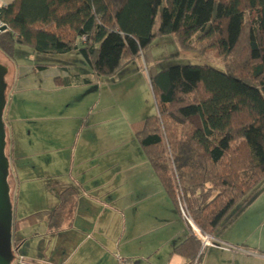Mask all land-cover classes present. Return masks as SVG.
Wrapping results in <instances>:
<instances>
[{
    "label": "trees",
    "instance_id": "obj_1",
    "mask_svg": "<svg viewBox=\"0 0 264 264\" xmlns=\"http://www.w3.org/2000/svg\"><path fill=\"white\" fill-rule=\"evenodd\" d=\"M0 18L9 27L0 49L10 57L17 45L47 54L78 51L98 78L145 60L157 112L135 124V134L177 211L183 216L182 205L201 233L214 236L264 179V0H13ZM165 34L175 35L181 49L216 48L225 70L194 64L158 70L148 52ZM90 81L55 78L62 86ZM76 199L77 191L66 188L54 210L14 220L13 235L22 221L47 220L58 229ZM188 226L173 253L196 264L203 246ZM21 242L14 236L13 248Z\"/></svg>",
    "mask_w": 264,
    "mask_h": 264
},
{
    "label": "crops",
    "instance_id": "obj_2",
    "mask_svg": "<svg viewBox=\"0 0 264 264\" xmlns=\"http://www.w3.org/2000/svg\"><path fill=\"white\" fill-rule=\"evenodd\" d=\"M3 1L7 4L13 2ZM139 61L143 65L138 63L137 67H133L135 73L126 71ZM143 66L146 69L145 60L138 58L114 77L119 84L113 95L117 105L103 119H100L102 113H99L91 125L83 124V128L89 131L103 132L106 141L102 142L106 145L98 151L102 142L88 135L83 140L87 150L81 151L79 159H72L71 168L67 169V160L54 154L45 159L43 153H22L13 140L9 158L16 162H13L12 173L25 187L23 206L18 202L20 198L13 200L14 220L39 211L54 210L59 205L63 190L72 187L77 191L76 202L58 229H50L47 220L38 223L22 221L16 227L14 236L22 239L16 250L21 251L23 264H132L127 259L122 262L120 255L116 258V249L120 250V241L127 240L134 224V218L129 217L130 212L144 207H150L154 212L151 214L146 210L144 213L150 215L147 219L144 217L145 249L139 253L124 251L123 255L138 258L137 264L189 263L184 256L173 253L174 248L189 235L188 222L177 211L135 134L134 125L147 116H144L143 109L130 106L123 94L137 74L144 70ZM89 68L91 76L66 68L67 74L61 77L78 75L90 78V82H74L68 86L54 82L55 87L67 90L64 91L66 93H80V88L91 85L96 77L90 65ZM149 85L152 90L150 80ZM81 101L85 99L81 98ZM27 202L28 207L34 210L17 215ZM172 206L186 223L185 233L165 210ZM159 219H162L161 222ZM110 244L115 251L113 254Z\"/></svg>",
    "mask_w": 264,
    "mask_h": 264
},
{
    "label": "rangeland",
    "instance_id": "obj_3",
    "mask_svg": "<svg viewBox=\"0 0 264 264\" xmlns=\"http://www.w3.org/2000/svg\"><path fill=\"white\" fill-rule=\"evenodd\" d=\"M148 53L158 70L185 64L210 65L221 71L225 70L224 59L216 48L207 52L181 49L173 34L157 36ZM39 63L51 65L45 70L35 71V66ZM138 63L141 64L140 61L135 62L126 71H134ZM0 64L8 68L5 76L7 106L4 111L8 156L14 140L17 150L22 153H43L46 155L45 159L54 154L55 157L67 160L69 169L72 159H79L81 151L87 150V147H84V138L89 135L100 142L106 141L103 132H97L95 129L89 131L88 128H83V124L91 125L99 113H102L100 119H103L113 106L117 105L113 95L117 92L119 84L114 77L98 79L94 76L93 83L80 88L79 94L66 93L64 91L67 90L55 87V77L67 74L66 68L79 71L84 76H91L87 62L76 51L47 54L36 52L26 45H17L14 57L6 55L0 49ZM142 68L144 70L137 74L132 85L126 87L123 94L127 103L143 109L146 117L155 114L157 107L147 70L144 66ZM81 98L85 101L82 102ZM104 145L106 144L103 142L98 145V151ZM10 158L9 181L12 198H20L18 202L23 206L25 187L20 179L18 181L14 178L12 170L13 162L16 161ZM33 210L28 207L27 202L17 215ZM146 210L154 213L150 207L130 212L129 217L134 218V224L127 240L120 241L121 251L116 249V258L120 255L122 262L127 259L128 263L137 264L139 259L124 256V251L139 253L141 249H145L144 217L147 219L150 216L144 214ZM165 210L174 219L177 227L185 233L186 223L175 208L172 206L168 210L166 207ZM161 220L159 219L160 222ZM211 237L214 238L211 240L213 245L202 247L199 255L201 258L199 257L197 264H264V179L238 203ZM218 237H221L220 240ZM109 246L113 254L115 251L111 244ZM20 253L21 251H15L11 264H23L18 259Z\"/></svg>",
    "mask_w": 264,
    "mask_h": 264
},
{
    "label": "water",
    "instance_id": "obj_4",
    "mask_svg": "<svg viewBox=\"0 0 264 264\" xmlns=\"http://www.w3.org/2000/svg\"><path fill=\"white\" fill-rule=\"evenodd\" d=\"M5 27L6 25H3L0 29ZM7 72L8 68L0 64V264H11L14 259V205L9 183L11 162L6 153L7 130L4 119V111L7 106V83L5 81ZM195 228L198 230L197 226Z\"/></svg>",
    "mask_w": 264,
    "mask_h": 264
},
{
    "label": "built area",
    "instance_id": "obj_5",
    "mask_svg": "<svg viewBox=\"0 0 264 264\" xmlns=\"http://www.w3.org/2000/svg\"><path fill=\"white\" fill-rule=\"evenodd\" d=\"M6 5H7L6 2H4L3 0H0V10H1L2 7L6 6ZM3 25H6V27L3 28V29H0V34L5 33V32H7L9 30L8 25L0 18V27L3 26ZM85 39H86V37L83 36L82 40H85ZM181 209H182V214H183L184 218L190 223V225L193 226L194 229H196L195 228L196 225L189 218L188 214L186 213V211L184 210L182 205H181ZM194 232H195L196 236L199 238V240L201 241L202 246L213 245V243L211 241L213 238L210 235H206V234L201 233V231L199 229L198 230L197 229L194 230ZM15 251H17V250L14 249V253H15ZM18 259H19V262L23 263L24 257L22 255L19 256Z\"/></svg>",
    "mask_w": 264,
    "mask_h": 264
}]
</instances>
